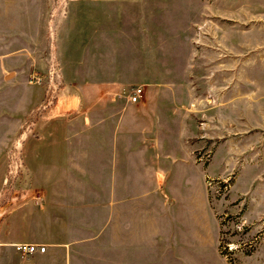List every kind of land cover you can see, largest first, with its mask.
Here are the masks:
<instances>
[{"label":"crops","instance_id":"obj_1","mask_svg":"<svg viewBox=\"0 0 264 264\" xmlns=\"http://www.w3.org/2000/svg\"><path fill=\"white\" fill-rule=\"evenodd\" d=\"M20 1L10 0L1 22L4 62L26 38ZM150 4L71 0L69 19L82 9L84 26L80 39L71 30L59 37L60 94L50 104L44 87L20 79L19 66H2L0 91L12 115L0 118V137H15L41 103L34 128L20 135L31 192L42 202L0 215V264H231L220 254L219 212L207 187L214 160L198 159L204 135L189 111L194 99L179 97L192 86L172 78L168 36L146 17ZM128 9L141 17L124 19ZM137 87L142 95L132 102ZM18 244L46 251L26 254Z\"/></svg>","mask_w":264,"mask_h":264},{"label":"rangeland","instance_id":"obj_2","mask_svg":"<svg viewBox=\"0 0 264 264\" xmlns=\"http://www.w3.org/2000/svg\"><path fill=\"white\" fill-rule=\"evenodd\" d=\"M70 1L21 0L27 6L22 11L26 24L20 26L26 38L16 47L14 59L4 62L0 57V70L19 66L20 79L27 77L29 85L44 87V105L60 94L59 37L68 39L71 30L81 38L83 10L73 9L69 19ZM150 1L146 17L157 32L168 36L171 76L187 79L192 86L178 92L180 98L194 99L189 111L204 135L197 138L202 142L198 159L207 166L214 160L217 174L208 177L207 187L219 212L220 254L231 264H264V0ZM0 3L7 7L0 8L3 29L11 2ZM124 14V19L141 17L136 9ZM4 36L0 35V53L8 44ZM29 59L33 63L27 73ZM53 70L59 74L54 76ZM7 103L0 91V118L12 115ZM39 105L29 109L17 134L10 132L15 137H0V215L20 203L34 204L39 196L31 192L26 138L20 135L34 128Z\"/></svg>","mask_w":264,"mask_h":264},{"label":"built area","instance_id":"obj_3","mask_svg":"<svg viewBox=\"0 0 264 264\" xmlns=\"http://www.w3.org/2000/svg\"><path fill=\"white\" fill-rule=\"evenodd\" d=\"M51 73L54 74V76L59 74L56 70H53ZM54 76L51 75V77H54ZM40 80H42L41 77H36L37 82H40ZM141 95H142V88L137 87L130 93L129 99L132 102H137V101H139ZM52 102H53L52 100H49L47 104H50ZM36 200L39 203L42 202V199L40 196H38L36 198ZM16 248H17V250L24 252L26 254H33L36 252H45L46 251V247L44 245H37V244H18V245H16Z\"/></svg>","mask_w":264,"mask_h":264}]
</instances>
